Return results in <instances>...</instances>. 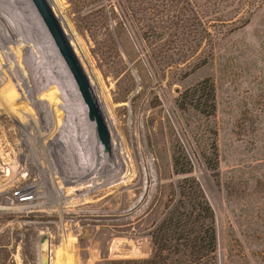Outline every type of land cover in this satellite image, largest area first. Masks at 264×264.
I'll use <instances>...</instances> for the list:
<instances>
[{
  "label": "rangeland",
  "instance_id": "obj_1",
  "mask_svg": "<svg viewBox=\"0 0 264 264\" xmlns=\"http://www.w3.org/2000/svg\"><path fill=\"white\" fill-rule=\"evenodd\" d=\"M47 1L110 145L31 0H0V264H40L42 249L50 264L149 257V232L185 176L214 213V264H264V3L233 31L209 27L205 63L199 51L166 64L124 0ZM204 77L215 113L180 109L181 93ZM174 151L190 173L174 172Z\"/></svg>",
  "mask_w": 264,
  "mask_h": 264
},
{
  "label": "trees",
  "instance_id": "obj_2",
  "mask_svg": "<svg viewBox=\"0 0 264 264\" xmlns=\"http://www.w3.org/2000/svg\"><path fill=\"white\" fill-rule=\"evenodd\" d=\"M75 1L79 8L90 2ZM124 1L131 15L141 22V35L149 41L153 56L160 54L166 64L189 62L199 51L202 57L197 60L199 64L205 63L212 56L209 27L227 24L233 31L247 23L254 10L264 3V0ZM203 45L207 50H200ZM215 97L212 78L204 77L181 93L177 105L183 110L192 108L213 115ZM205 162L210 169L217 168L215 160L205 158ZM172 167L176 173L188 174L192 166L187 157L183 161L174 151ZM149 235L152 249L149 257L112 260L110 264H214V213L194 177L185 176L178 181Z\"/></svg>",
  "mask_w": 264,
  "mask_h": 264
},
{
  "label": "water",
  "instance_id": "obj_3",
  "mask_svg": "<svg viewBox=\"0 0 264 264\" xmlns=\"http://www.w3.org/2000/svg\"><path fill=\"white\" fill-rule=\"evenodd\" d=\"M31 2L41 17L76 85L81 99L86 106L88 119L95 122L97 136L105 148L108 149L110 145L108 127L99 108L97 97L92 90L89 77L77 56L69 37L47 0H31ZM40 264H50L47 249L41 250Z\"/></svg>",
  "mask_w": 264,
  "mask_h": 264
},
{
  "label": "bare ground",
  "instance_id": "obj_4",
  "mask_svg": "<svg viewBox=\"0 0 264 264\" xmlns=\"http://www.w3.org/2000/svg\"><path fill=\"white\" fill-rule=\"evenodd\" d=\"M105 123H106V122H105ZM31 137H32V136H31ZM20 143H21V142H20ZM33 149H35V148H33ZM33 149H32V150H33ZM40 154H41V153H40ZM37 159H38V158H37ZM35 162H36V161H35ZM38 162H40V161H38Z\"/></svg>",
  "mask_w": 264,
  "mask_h": 264
}]
</instances>
